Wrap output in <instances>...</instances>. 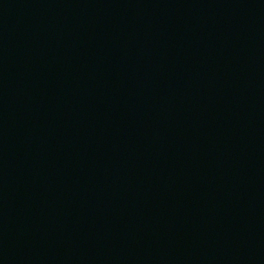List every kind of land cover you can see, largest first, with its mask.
Masks as SVG:
<instances>
[{
  "label": "water",
  "instance_id": "1",
  "mask_svg": "<svg viewBox=\"0 0 264 264\" xmlns=\"http://www.w3.org/2000/svg\"><path fill=\"white\" fill-rule=\"evenodd\" d=\"M0 264H264V0H0Z\"/></svg>",
  "mask_w": 264,
  "mask_h": 264
}]
</instances>
